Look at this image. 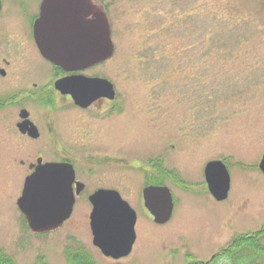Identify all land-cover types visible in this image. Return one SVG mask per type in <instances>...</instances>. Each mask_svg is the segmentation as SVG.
I'll use <instances>...</instances> for the list:
<instances>
[{
	"label": "rangeland",
	"instance_id": "374dc122",
	"mask_svg": "<svg viewBox=\"0 0 264 264\" xmlns=\"http://www.w3.org/2000/svg\"><path fill=\"white\" fill-rule=\"evenodd\" d=\"M104 2L109 9L114 52L97 69L116 83L128 114L136 115L142 108L152 113L139 114L138 120H131L128 115L127 141L109 140L100 150H106L111 157L130 158L135 163L150 148L140 144L141 137L132 136V131L135 134L152 132L165 164L179 172L196 194L169 184L176 194L175 208L168 222L158 224L147 211L138 208V194L121 193L139 221L135 228L137 243L120 259L103 255L93 244L89 208L81 203L74 210L72 207L70 219L56 229L32 233L24 227L17 200L28 174L27 164L42 149L38 148L39 144L35 148L29 143L26 150L19 147V141L11 139L6 131L7 116L0 115V247L17 264H34L41 258L48 264H67L65 250L76 246L88 250L97 264L208 261L233 237L254 232L264 225V171L261 168L264 159V0ZM20 7L37 11L34 1L6 0L0 36L6 14H21ZM217 18L233 20L227 28L216 32L214 42L221 52L220 59L230 50L243 53L228 60L225 73L229 75L216 77L215 74L207 76L204 67L209 63L219 64V59L208 58L204 52L207 29ZM72 20L59 21V28L76 34L78 27L70 23ZM240 37L246 41L238 46ZM221 83L230 87L231 94L226 92L230 98L220 90L213 91ZM209 90L214 97L220 92L224 96L218 100L221 115L214 110V99L204 100ZM200 94L203 98L198 99ZM144 119L148 121L145 126L140 122ZM43 137L53 147L49 141L53 136ZM228 157L230 188L225 199L216 200L204 186L205 168L210 161ZM216 264L228 262L219 260Z\"/></svg>",
	"mask_w": 264,
	"mask_h": 264
},
{
	"label": "flooded vegetation",
	"instance_id": "af4514ba",
	"mask_svg": "<svg viewBox=\"0 0 264 264\" xmlns=\"http://www.w3.org/2000/svg\"><path fill=\"white\" fill-rule=\"evenodd\" d=\"M0 1L1 20L6 0ZM31 1L36 2L37 11L33 12L31 9L30 12L20 7L21 14H6L4 31L0 36V115L7 116L9 123L6 131L11 139L19 141V147L26 150L29 143L35 148L39 144L38 148L42 149V153L27 164L28 174L25 179L42 164L70 165L74 172L71 185L74 194L73 210L77 203L88 206L89 222L93 210L90 196L98 190H113L119 195L138 194V208L147 211L149 215L144 198L148 187H169L172 184L183 191L196 194L192 186L187 185L190 189H185L180 183L183 181L180 173L165 164L163 156L158 154V141L152 132L135 134L136 131H132V136L141 137L140 144H147L150 148V152L144 156L139 155L134 160L135 163L130 162V158L111 157L106 150H100L109 140L127 141L128 115L131 120H138L139 114L151 115L152 112L142 108L138 109L140 111L136 115L127 113L126 106L122 103L124 98L116 83L97 69L111 58L82 67H66L43 56L35 37L43 0ZM96 1L103 5L108 14L109 9L105 8L104 0ZM89 17L87 14V18ZM70 23L77 28L75 22ZM80 77L106 80L112 89L102 83L101 86L94 85L98 88L94 91L93 86ZM141 110L145 112L140 113ZM37 114H41L42 120L37 119ZM152 120L151 117L150 122ZM146 121L140 120L143 126L147 124ZM47 134L53 136L49 140L53 147L47 144L48 141L44 142L43 136ZM47 154L51 155L48 157ZM21 162L25 165V161ZM175 172L177 176L174 177ZM204 186L206 187L205 182ZM169 189L171 191L170 187ZM171 193L175 208L176 194L173 191ZM138 221L137 216L136 227ZM137 236L136 232L132 250L137 243Z\"/></svg>",
	"mask_w": 264,
	"mask_h": 264
},
{
	"label": "water",
	"instance_id": "95a60500",
	"mask_svg": "<svg viewBox=\"0 0 264 264\" xmlns=\"http://www.w3.org/2000/svg\"><path fill=\"white\" fill-rule=\"evenodd\" d=\"M40 11L35 37L41 53L51 62L66 67H82L113 54L110 22L98 1L43 0ZM66 19L75 21L78 27L76 34L59 28V21ZM80 79L93 86L94 91L98 89L94 85L102 83L112 89L106 80ZM261 168L264 171V159ZM205 178L216 200L227 197L230 175L221 160L207 164ZM73 179L72 167L62 163L42 164L27 176L17 205L33 233L56 229L70 216L74 203ZM144 198L155 223L164 224L170 219L173 200L166 186L148 187ZM90 201L93 204L90 215L93 244L105 256L113 259L125 257L136 239L135 210L113 190H98L90 196Z\"/></svg>",
	"mask_w": 264,
	"mask_h": 264
},
{
	"label": "trees",
	"instance_id": "16d2710c",
	"mask_svg": "<svg viewBox=\"0 0 264 264\" xmlns=\"http://www.w3.org/2000/svg\"><path fill=\"white\" fill-rule=\"evenodd\" d=\"M101 2H103V0H101ZM105 8L108 9L107 4L105 5ZM232 22L233 20L231 19L224 20L223 18L222 19L217 18V19L212 20L210 27H208L207 29V49L204 53L207 54L208 58H217L219 59L218 61L220 62L219 64L209 63L208 65L207 64L205 65L204 70H206L205 73L207 74V76L211 74H215L216 77L217 75H220V74L229 75L228 73H225V69L228 66V62H229L228 60L230 58L233 59L236 57H240L241 53H243V51H240L237 49L230 50L229 52H226L225 54H223V58L221 59H220L221 56L218 54V53L221 54V52H218V46L216 42H214L216 36L218 35L216 32H219L220 29L227 28L228 27L227 24H232ZM245 41L246 40L244 38H241L239 40L238 46L241 43H244ZM213 47H216V48H213ZM214 49H216L215 53H214ZM171 57L172 56L169 55L168 58L173 59ZM201 57L202 56L200 55L199 59H201ZM170 66H172V64ZM220 67L221 69L218 70V68ZM212 88L214 87L212 86ZM229 89L224 87V83H221L219 87L213 91L215 92L217 90H220L224 94L225 97L230 98V96L226 95V92H230L231 94V90ZM213 91L209 90L207 93V96L205 93L204 100L206 102V98H208L209 100L214 99L216 102V105L212 104L215 107L214 110L220 111V115H221V110L219 109L220 104L218 100H223L224 96L221 95V92H220L216 94L217 95L216 97H214L210 95ZM200 97L203 98L201 94L197 96L198 99H200ZM237 103H239V99ZM216 122L218 123V119H216ZM223 160L225 162H228L229 157ZM227 166L228 168L230 167L229 164H227ZM180 183L184 186L185 189L186 188L189 189L188 186L185 184V182L180 181ZM22 218L24 222V227L27 230H29L26 225V221L23 215H22ZM65 257H66L67 264H97L92 254L89 253V251L86 250L83 246L68 247L65 250ZM219 260H225L228 262V264H264V225L260 229L254 232L243 233V234H239L233 237L228 243V245L224 247L223 249H221L216 254H214L213 257L209 261L204 262L200 260H189L187 264H216V262ZM0 264H17V263L13 260V257L10 254H7L0 247ZM34 264H48V263L45 261V259L41 258Z\"/></svg>",
	"mask_w": 264,
	"mask_h": 264
}]
</instances>
